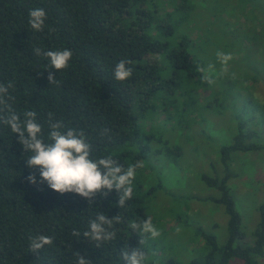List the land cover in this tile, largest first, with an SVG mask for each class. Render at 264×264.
I'll list each match as a JSON object with an SVG mask.
<instances>
[{
    "label": "trees",
    "instance_id": "16d2710c",
    "mask_svg": "<svg viewBox=\"0 0 264 264\" xmlns=\"http://www.w3.org/2000/svg\"><path fill=\"white\" fill-rule=\"evenodd\" d=\"M190 2L0 0V83H13V106L21 119L25 111H35L47 140L51 112L54 121L63 120L65 130L85 132L93 159L111 158L125 168L143 162L136 170L133 197L125 207L118 206L115 190L107 198L98 194L90 204L75 193L61 195L46 184L31 185L27 177L32 170L26 165L30 154L18 143L17 134L0 125V264H77L76 253L90 264H126L121 255L126 248L147 253L148 234L134 231L131 224L149 218V202L161 189L160 182L151 185L148 180L154 174L151 159L164 154L174 160L180 155V148L167 139L153 143L149 129L156 122L181 124L178 118L185 114L182 118L178 110L182 113L187 103L188 111L194 99L187 95L193 92L195 97L200 88H205L201 98L205 99L209 89L232 92L230 82L238 87L234 79L223 78L218 66L220 21L206 22L210 14L220 16V6L205 13ZM36 8L46 12L42 32H35L28 23L29 12ZM37 47L72 51L66 69H51L58 86L49 82V61L35 54ZM121 60L132 62L127 65L132 75L124 82L114 78ZM205 75L215 77L211 86L202 82ZM193 127L190 123L187 128L190 135ZM257 152L264 155V118L260 124L253 119L239 124L230 143L220 148L213 176L201 177L208 189L219 194L202 201L222 206L228 218L227 239L219 246L211 232L199 228L195 237L202 239L201 256L187 264H264V203L257 207L252 240H243L242 219L229 187L230 180L239 175L233 171L234 162L241 163L243 154ZM36 177L39 181L38 171ZM99 214L109 219L120 216L121 222L114 224L115 239L97 248L83 232ZM74 230L80 237L72 235ZM39 235L51 237L53 244L32 253L30 241Z\"/></svg>",
    "mask_w": 264,
    "mask_h": 264
},
{
    "label": "rangeland",
    "instance_id": "374dc122",
    "mask_svg": "<svg viewBox=\"0 0 264 264\" xmlns=\"http://www.w3.org/2000/svg\"><path fill=\"white\" fill-rule=\"evenodd\" d=\"M190 3L205 13L220 6V16L210 14L206 22L220 21L221 52L230 54L232 59L227 66L221 61L218 66L223 78L229 82L226 78L234 79L238 87L230 82L232 92L209 89L205 99H201L205 97V88L196 90L195 97L193 92L192 96L187 93L194 103L189 105L188 111L187 103L182 109V104L178 103L182 112L178 110V114H182V118L185 114L183 119L178 118L181 124L156 122L149 129L154 136L153 143L167 139L180 148V155L174 160L164 154L151 159L154 174L148 180L151 185L160 182L161 189L149 202V218L161 234L155 239L147 235L146 264L172 261L187 264L198 259L202 239L195 237V233L199 228L211 232L219 246L225 244L228 218L222 206L202 201L219 194L208 189L201 177L213 176L212 167H218L220 148L230 143L239 124L249 119L260 124L264 118L261 106L264 105V0H191ZM202 23L198 24L199 30ZM190 123L196 127L191 135L187 132ZM256 154H243L241 163L234 162L233 171L239 175L229 184L231 200L242 219L243 240L247 241L252 240L257 226V207L264 203V172L261 170H264V155Z\"/></svg>",
    "mask_w": 264,
    "mask_h": 264
},
{
    "label": "clouds",
    "instance_id": "9594fccd",
    "mask_svg": "<svg viewBox=\"0 0 264 264\" xmlns=\"http://www.w3.org/2000/svg\"><path fill=\"white\" fill-rule=\"evenodd\" d=\"M46 12L42 8H36L29 12V25L35 32H42L45 27ZM36 55H43L49 61L48 80L52 85L59 84L56 75L51 69L60 72L69 66L73 53L71 50H48L34 48ZM217 57L227 66L232 59L230 54L217 52ZM131 61L121 60L115 67L114 78L124 82L132 75V68L128 67ZM226 70V67H225ZM203 83L211 86L214 80L205 75L201 78ZM14 85L0 83V125L8 127L12 133L18 135V143L22 145L24 152L30 155L26 159L27 167L32 170L28 175V182L37 184L63 195L75 193L91 202L98 194L107 196L114 190L119 193L118 206L125 207L126 202L133 197V181L136 170L143 167L142 161L128 165L126 168L118 161L111 158H92V145L87 142L85 132L75 128H67L63 120L54 121L53 114L48 113L47 140L43 126L37 121L35 111H25L23 119L14 109L15 97L11 93ZM107 132V130H104ZM40 179L37 180L36 172ZM42 190V188H41ZM106 190V191H105ZM121 217L109 219L104 214H99L89 222L88 230L83 232V237L94 242L99 248L105 242L115 239L114 224H119ZM131 228L142 230L144 234H150L155 239L160 236V231L153 225L151 218H147L142 224L132 223ZM73 236L80 237L81 233L73 231ZM143 241L141 240V244ZM53 244L51 237L39 235L30 241L29 251L38 253L46 246ZM126 264H144L146 254L142 249L126 248L121 253ZM77 264H90L79 253H76Z\"/></svg>",
    "mask_w": 264,
    "mask_h": 264
}]
</instances>
